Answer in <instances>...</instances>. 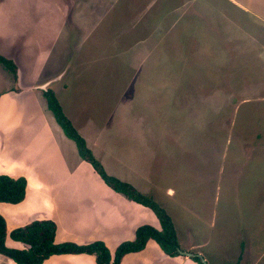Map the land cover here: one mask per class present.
Returning a JSON list of instances; mask_svg holds the SVG:
<instances>
[{"label": "rangeland", "instance_id": "obj_1", "mask_svg": "<svg viewBox=\"0 0 264 264\" xmlns=\"http://www.w3.org/2000/svg\"><path fill=\"white\" fill-rule=\"evenodd\" d=\"M3 50L45 76L63 55V110L75 96L100 130L110 117L126 148L109 167L149 184L181 248L192 230L194 248L212 238L213 264L238 248L264 264V0H0ZM122 116L134 126L116 130Z\"/></svg>", "mask_w": 264, "mask_h": 264}, {"label": "crops", "instance_id": "obj_2", "mask_svg": "<svg viewBox=\"0 0 264 264\" xmlns=\"http://www.w3.org/2000/svg\"><path fill=\"white\" fill-rule=\"evenodd\" d=\"M3 53L0 52V55L15 64L16 77L13 79L0 66V175L23 177L26 180L23 201L18 204L0 203V215L5 222L7 223V216L10 217V214L16 215L17 222L22 221L14 229L33 221L49 220L56 225L55 243L72 242L85 245L100 241L111 254L121 243L132 241L139 226L147 224L159 229V223L149 209L113 192L93 172L91 166L81 160L74 143L63 135L48 111L42 93L50 89L63 110L58 91L71 88L69 81L65 83L67 72L64 71L63 55L59 59L48 54L42 60L45 68L56 71L55 74L47 73L49 76H45L34 69L31 72L35 60L30 52L26 51L28 55L25 54L23 64L12 53L4 50ZM125 112L129 115L128 110ZM63 113L74 128L70 113L79 118L91 117L88 122L96 138L86 134L85 136L76 128L75 130L85 140L88 149L105 172L129 183L144 195H152L148 183L125 176L116 168L109 167L106 161L107 156L119 155L124 149L123 146L126 148V138L117 129L127 126L132 128L134 125L130 116H122L125 122L122 120L120 124H116L115 133L110 117L105 118L106 126L104 125V130H100L97 125L98 116H93L91 103L80 106L79 99L75 96ZM137 148L135 143L133 156L139 154ZM40 212L43 215L38 216ZM191 231L187 233V242L183 248L179 245V256L169 257L153 240H149L143 250L126 254L120 264H198L193 260L194 257H198L204 264H213L212 260L218 255L210 248L212 238L207 236V240H203L201 235L204 244L194 248ZM8 238L5 240L7 247L23 248L14 241L12 243L17 246L12 247ZM239 251L238 248L237 251L222 256L220 264H242ZM63 263L96 264L94 256L88 254L53 255L42 264ZM0 264L15 263L0 256Z\"/></svg>", "mask_w": 264, "mask_h": 264}, {"label": "trees", "instance_id": "obj_3", "mask_svg": "<svg viewBox=\"0 0 264 264\" xmlns=\"http://www.w3.org/2000/svg\"><path fill=\"white\" fill-rule=\"evenodd\" d=\"M0 66L16 77V66L13 61L0 55ZM48 111L63 135L72 141L82 161L89 164L93 172L113 192L124 196L131 202L149 209L159 223V229L144 224L135 231L132 241L121 243L112 254L100 241L78 245L72 242L55 243V224L49 220L33 221L24 227L14 229L7 233L4 218L0 215V255L13 261L15 264H42L53 255L88 254L95 258L96 264H120L121 259L128 253L139 252L144 249L149 240H153L164 254L169 257L180 255V246L177 242L176 232L170 216L160 207L151 196L138 192L129 183L109 176L102 165L95 159L88 149L85 140L72 126L63 114L62 109L54 95L47 89L43 93ZM26 194V180L23 177L11 178L0 175V203L18 204L23 201ZM20 243L23 248H9L5 245L6 236ZM193 260L203 264L198 257ZM235 264H238L237 262Z\"/></svg>", "mask_w": 264, "mask_h": 264}, {"label": "water", "instance_id": "obj_4", "mask_svg": "<svg viewBox=\"0 0 264 264\" xmlns=\"http://www.w3.org/2000/svg\"><path fill=\"white\" fill-rule=\"evenodd\" d=\"M201 262L203 263V261L201 260ZM204 264V263H203Z\"/></svg>", "mask_w": 264, "mask_h": 264}]
</instances>
